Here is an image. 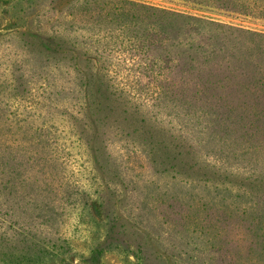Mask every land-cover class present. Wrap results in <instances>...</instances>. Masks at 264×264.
Returning <instances> with one entry per match:
<instances>
[{
  "label": "trees",
  "instance_id": "trees-1",
  "mask_svg": "<svg viewBox=\"0 0 264 264\" xmlns=\"http://www.w3.org/2000/svg\"><path fill=\"white\" fill-rule=\"evenodd\" d=\"M160 1L48 0L30 9L22 31L0 37V264H39L66 244V215L87 210L86 171L107 194L105 246L134 235L158 246L159 264H254L253 254L264 255L258 227L260 240L248 244L216 240L193 211L229 199L203 203L192 191L207 185V168L216 176L252 161L259 177L262 60L220 38L178 33L164 19L202 17ZM164 1L264 27V1ZM110 66L148 81L138 77L132 95L115 86ZM224 186L214 185L245 197ZM249 203L245 215L258 211Z\"/></svg>",
  "mask_w": 264,
  "mask_h": 264
},
{
  "label": "rangeland",
  "instance_id": "rangeland-1",
  "mask_svg": "<svg viewBox=\"0 0 264 264\" xmlns=\"http://www.w3.org/2000/svg\"><path fill=\"white\" fill-rule=\"evenodd\" d=\"M46 1L48 0H0V37L22 31L28 25L26 17L30 9L39 4L42 5ZM236 1L252 5L255 2L262 3L264 0ZM154 3L202 17L195 19L185 16L164 19L166 23H171L175 30L179 29L178 33L186 32L187 35L200 33L205 38L209 36L220 38L228 48L242 46L252 49L256 55L252 56L251 62L262 60L264 65V55H262L264 53V27L239 18L223 16L212 12V10L197 11L190 9L189 6L174 5L175 2L164 0ZM232 52L235 51H230V55ZM108 70L116 87L125 89L134 95L136 79L141 77L136 74L135 70L129 71L118 66H110ZM140 79L143 83L148 81V78L141 77ZM170 81L168 80L167 83ZM174 87L172 90H175ZM184 97L191 98L192 96ZM246 115H263V112L258 111ZM194 163L196 161L191 162V164ZM254 165L252 161H243L236 165L227 164L226 166H231L232 170L228 173L220 172L216 176L210 174V168L202 170V173L207 174V185L204 186L205 183L202 182L200 186H203V189L192 190L199 193V198H202L203 203L217 201L222 198L221 196L229 199L224 206L216 202L210 203L212 205L207 206L199 213L193 211L194 215L203 222L205 228L212 227V235L220 242L234 245L248 244L258 239L256 237L257 227L264 233V165L257 164L259 177L251 175ZM49 166L51 168L49 171H51L52 167ZM54 173L57 172L54 170ZM59 175L66 178L65 172L59 173ZM190 176L192 181L201 180V176L199 177L198 173L192 170ZM81 182L87 200L85 215L76 216L75 219H70L66 215L64 227L61 230L66 234V244L53 251L39 264H159L156 256L158 246L154 248L145 246L134 235H128L119 244L105 246L104 242L113 235L106 207L102 203L107 198L106 191L100 183V179L96 176L94 178V174H90L88 171L82 173ZM214 185H225L223 188L244 193L245 197L237 201L233 197L230 198L229 194L221 193L220 189ZM248 203L256 204L258 211H249L248 215L242 213ZM170 219L177 222L179 217L173 216ZM252 258L255 260L254 264H264L262 253L253 254Z\"/></svg>",
  "mask_w": 264,
  "mask_h": 264
}]
</instances>
